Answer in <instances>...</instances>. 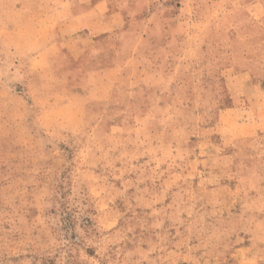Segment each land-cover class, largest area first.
Returning a JSON list of instances; mask_svg holds the SVG:
<instances>
[{
  "label": "rangeland",
  "instance_id": "1",
  "mask_svg": "<svg viewBox=\"0 0 264 264\" xmlns=\"http://www.w3.org/2000/svg\"><path fill=\"white\" fill-rule=\"evenodd\" d=\"M46 2L48 8L40 15L38 0L0 3V94L6 92L20 112L19 125L0 135V193L24 175L23 169L33 166L35 153L28 143H37L45 154L55 151L68 166L55 176V204L44 211L52 235L64 243L55 251L33 246L8 258L12 264H95L101 259L94 242L99 236L96 206L86 199L80 203L88 206L80 207L68 198L77 157H88L81 154L82 143L43 142L31 98L38 82L49 83L52 91L68 97L69 106L80 105L95 117L97 141L114 147L112 156L127 153L125 162L116 161L115 168L134 169L117 172L119 179L104 167L106 161L90 169L92 175L107 177L114 192L124 194L116 196L114 205L125 213L116 228L127 238L111 246L107 255L112 259L117 248L124 259L147 252L150 243L158 242L167 247L150 254L156 264H161L158 257L186 252L179 247L185 225L177 227L175 218H165L162 226L151 227L157 217L143 202L137 206L138 189H147V199L165 183L176 185L155 204L156 210L170 214L184 207L175 193L191 188L203 195V187L213 203L205 196L196 201L194 211L210 212L213 205L226 208L221 214L224 226L235 224L244 200L255 199L264 188V132L256 127L261 122L258 96L264 93V0H59L67 8L58 7L55 0ZM27 60L34 69L30 75L21 66ZM201 130L210 133L212 148H205L199 135L185 136ZM38 164L41 172L37 183L28 185L30 192L47 179L49 168L57 166L55 158ZM151 169L161 173L158 180L143 179ZM125 181L133 186L125 188ZM251 183L257 187L245 196L241 189ZM234 194L242 199H234ZM24 215L32 223L39 209L26 207ZM179 218L190 219L182 211ZM3 227L0 240L20 238V233L7 231L11 225ZM252 227L257 231L238 233L241 242L228 249L224 264H245L253 253L264 254V245L256 239L258 223ZM33 235L47 239L38 232ZM235 240L236 235L230 237ZM198 243L192 240L189 246Z\"/></svg>",
  "mask_w": 264,
  "mask_h": 264
},
{
  "label": "clouds",
  "instance_id": "2",
  "mask_svg": "<svg viewBox=\"0 0 264 264\" xmlns=\"http://www.w3.org/2000/svg\"><path fill=\"white\" fill-rule=\"evenodd\" d=\"M3 0H0L2 3ZM58 7L67 8L68 4L60 5L59 0H55ZM48 8L46 0H38L37 15L44 14V9ZM58 15H63L59 13ZM18 55H26L23 52H18ZM22 67L26 69V75H30L34 69L31 66V61L27 60L22 62ZM44 77L41 76V81ZM52 85L46 82H38L33 86L31 98H33L34 118L38 127L43 132V142L48 144H59L61 142H72L75 144H83L81 148L82 156H87L88 160L77 157V161L74 164V171L72 172V185L71 196L68 197L73 200L74 204L80 207H87V204H81L82 200H90L97 208V215L94 219L97 221V229L99 236L94 238V242L98 249V254L101 259L96 261L95 264H142V261H147V264H156V260L150 259V254L153 251L164 252L167 247L166 244L157 243L155 245L150 243V247L147 252L143 250L137 253L128 254L124 259L120 258V249L117 248L114 253L116 259H112L109 253L112 245H119L121 241L126 239V235L122 233L121 229L116 228L117 223L124 217L125 213L118 211L115 208L114 201L116 196L123 197V192H114L111 185L107 183V177L103 175H92L91 168H95L96 164L102 160L106 161L105 168L112 169V175L116 176L117 172L133 171V168L116 169V161L124 163V157L126 152H122L121 155H110L115 151L114 147H105L97 141L96 128L98 123L95 122V117L90 116L80 105L73 104L69 106L68 97L62 93L52 91ZM259 107L261 109L260 124L256 125L262 132H264V93H259L258 96ZM200 106L208 107L206 104ZM20 122L19 107L8 98V94L5 92L0 94V135H6L8 131L16 128ZM201 123L200 119H197L195 127L199 128ZM254 135V133H252ZM187 135H199L201 136L202 143L205 148H212L208 142L209 132L201 130L200 132L185 133ZM175 139V134H173ZM28 149L35 153L32 158L33 166L31 168L23 169L24 175L11 181L5 192L0 193V231H5L4 225L8 224L11 227L7 230L9 233H20V238L16 240H0V264H12V261L8 258L20 256L33 248V246L43 249L55 251L57 248L62 247L64 241L57 240L50 231V221L48 216L45 215V209L51 208L55 204L53 197L57 196L54 191L53 184L55 183V176L63 167H67L62 158L56 155L55 151H51L45 154L38 150L37 143H28L26 145ZM251 146V145H250ZM95 148V151L93 149ZM100 153V155H97ZM147 152H139L132 156L131 159H138L141 155H146ZM207 155V153H205ZM55 158L56 167L49 168L47 173V179L40 182L39 186L29 191L28 185L37 183V176L41 172L38 162L41 160H47ZM162 163H167V160H162ZM161 173L156 169H151V175L143 176V179L158 180ZM253 175H255L253 173ZM8 180L9 177H3ZM143 179L138 180V183H142ZM264 179V176L261 177ZM130 183L125 181V188L131 187ZM172 182H168L162 185L161 191L158 194H149L145 199L144 193L147 189L140 190L141 195L136 197L137 206L153 208L152 215L157 217L154 220L151 227L156 228L163 225L164 219H174V225L179 227L185 225V233L182 236V241L179 243V247L186 249L185 253H169L167 256L158 257L161 264L165 261L168 264H177L178 261L187 259L188 264H224L223 257L233 243H240L241 238L239 232H256L257 228L252 227L254 223L259 225V235L256 237L259 244L264 245V188L260 189L261 194L255 199L244 200L241 214L236 218L235 224L224 226L221 214L226 211V208H213L210 212L200 213L194 211L195 204L198 199H204L205 196H209L208 203H213L211 199L212 194L204 192L203 187L201 192L203 195L194 193L191 188L182 190L175 193V195L181 200L184 207L180 208L176 212L167 213L165 210H156L155 204L162 203L166 195L169 193L172 187H175ZM257 186L255 183L249 184L244 191L247 196V191L255 189ZM85 188L87 191L85 192ZM239 194H234V199H237ZM26 207H33L39 209V216L33 219L32 223H29L25 219ZM129 205V209H131ZM227 207H231L228 205ZM186 212L190 219L180 220L179 212ZM214 218L215 222L212 219ZM259 218V219H257ZM247 225V227H245ZM134 226L129 227L127 231H132ZM115 229V231H112ZM33 232L43 234L47 239L40 240L39 236H34ZM236 235L234 242L230 241V237ZM192 240L199 241L198 244L189 246V242ZM204 250L201 256H196L195 253ZM246 251H252L248 249ZM131 255H139L140 259L132 260ZM206 257V258H205ZM258 261L264 262V254L257 255L253 253L251 259L246 260L245 264H258Z\"/></svg>",
  "mask_w": 264,
  "mask_h": 264
}]
</instances>
